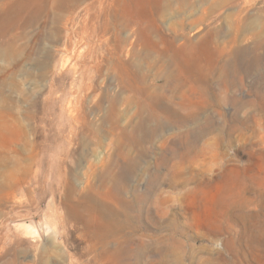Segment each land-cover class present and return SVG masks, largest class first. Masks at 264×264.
I'll list each match as a JSON object with an SVG mask.
<instances>
[{
    "label": "rangeland",
    "instance_id": "374dc122",
    "mask_svg": "<svg viewBox=\"0 0 264 264\" xmlns=\"http://www.w3.org/2000/svg\"><path fill=\"white\" fill-rule=\"evenodd\" d=\"M3 8L22 20L0 37V264H264V0ZM204 39L233 82L221 103L186 82L195 117L158 128L168 58Z\"/></svg>",
    "mask_w": 264,
    "mask_h": 264
},
{
    "label": "bare ground",
    "instance_id": "6f19581e",
    "mask_svg": "<svg viewBox=\"0 0 264 264\" xmlns=\"http://www.w3.org/2000/svg\"><path fill=\"white\" fill-rule=\"evenodd\" d=\"M0 11V37H3L18 21L22 20V15L19 11H16L13 8H3ZM187 40L189 41V39ZM229 47L232 50V41L229 43ZM201 49V53H191L186 49H180L168 58V67L163 73V84L158 88L159 90L155 92V94L149 96L147 100V108L144 106L147 110V114L158 122V128H164L168 124L176 125L187 123L195 117V113L183 103L182 98L184 96L179 101H176L177 92L182 89L186 82L200 85L204 93H211V95L215 96L217 103L223 101L225 95L222 94V89H228L229 84L233 82V76L235 75L233 73V62H231L230 57L224 58L222 56V50L214 48L208 39L203 40ZM232 52L236 53L235 50H232ZM130 85L133 87V82H131ZM216 130H219V127ZM219 134L218 131V134H216L217 136L215 137L218 141L220 139ZM206 135L207 132H202L195 138V140L202 139ZM205 148L206 147H203V149ZM190 154L191 151L187 148L180 153V157L181 159H186L190 156L188 158L190 160ZM200 175L201 174L199 173L190 174L184 179V184L187 185L189 184V181L192 180L195 182V186L199 188L204 186V181L200 179ZM219 175L223 176V179H228L230 181L237 180V174L233 166L222 168ZM224 201L223 196H220L218 199L219 205L223 204Z\"/></svg>",
    "mask_w": 264,
    "mask_h": 264
}]
</instances>
